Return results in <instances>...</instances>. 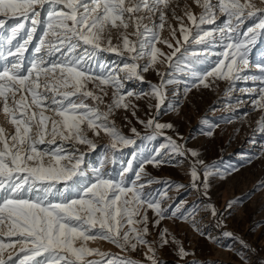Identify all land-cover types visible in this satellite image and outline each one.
Wrapping results in <instances>:
<instances>
[{
  "label": "snow or ice",
  "instance_id": "snow-or-ice-1",
  "mask_svg": "<svg viewBox=\"0 0 264 264\" xmlns=\"http://www.w3.org/2000/svg\"><path fill=\"white\" fill-rule=\"evenodd\" d=\"M195 2L202 9L199 17L191 11L186 12V15L197 28L215 22L217 11L225 19L224 27L220 29L221 39L226 42L224 51L220 53L223 59L200 82L203 84L208 77H217L225 80H259L264 83V62L255 65L259 75L241 74L251 67L248 59L250 46L264 35V7L258 6L254 0H217L215 4L212 0ZM259 4L264 5V0H259ZM168 5L169 0H0V60L4 61L0 65V108L15 129L13 134H9L0 126V264H7V261L14 259V254L9 252L6 261L4 253L6 249L16 248L17 245L19 248L15 255L18 264H102L103 258L111 254L86 244L98 238L122 250L130 247L134 251L138 245H149L145 239L148 234L147 213L140 219L135 218L140 217L145 205L161 219L164 218L165 209L159 201L148 199L143 194L144 184L133 182L132 187H127L123 173L119 181L103 178L98 173L94 183L85 185L77 198H71V188L78 186L73 178L79 179L84 175L80 169L83 156L62 154V147L41 150L38 145H55L59 137L95 148L96 145L88 139L82 127L84 125L97 135L103 130L111 138L113 149L118 145L134 143L106 123L113 105L108 106L107 112H102L98 106H89L85 100L91 98L102 102L101 96L86 88L88 82L98 81L96 86L102 92L104 89L101 85H111L115 89V107L127 108L128 105L122 103L124 95L121 89L125 87L123 80H143L138 65L125 63L106 76H94L85 70L84 65L97 50L117 52L119 55L134 53L131 56L133 61L144 56L146 42L139 40L144 34L140 31L144 18L137 14L142 10L159 11L162 29L165 20L163 9ZM130 20L135 23L137 41H130L124 31L119 34L122 49L114 46L112 29L127 30ZM247 20H252L253 24L241 32V25ZM41 24L44 25V31L35 47L37 56L31 61L30 67L25 69V53ZM150 31L144 26V32ZM186 31L181 25V32ZM211 36L212 32H204L203 35L197 33L194 42L202 43ZM155 39L158 41L159 37ZM183 39L187 42L189 35L185 34ZM82 46L87 47H83L82 54H78ZM168 46L172 47L171 44ZM179 51V47L175 48L172 56ZM149 54L151 61L144 67V71L155 64L158 55H163L154 44H151ZM172 56L167 59L170 61ZM10 57L13 59L10 60ZM121 72L125 74L123 78L119 75ZM153 89L154 94L160 98L159 89L156 86ZM259 92L257 104L264 101V87ZM126 95L132 96L133 93L128 91ZM46 112L54 115H46ZM147 123L151 126L153 121ZM259 123L264 130V119ZM165 127L171 125L155 124L156 129ZM148 138L154 139V136ZM168 139L173 151L183 154L179 146L171 138ZM192 155L196 156L197 153L193 151ZM45 157L49 158L47 165ZM61 161L68 163L62 166ZM148 162L159 163L155 160ZM131 169L129 163L124 173ZM143 171L141 168L136 173L137 180H140ZM196 176L197 172L193 168V180ZM70 181L73 183L69 184ZM61 182L65 191L56 187ZM148 183L153 181L149 180ZM127 193L132 194L131 199L122 200V196ZM56 196L61 199L54 203L51 198ZM177 212L172 215H177ZM212 214H216L214 208ZM136 224L143 227L137 228L134 226ZM166 234L165 229L161 233L162 244L168 242L164 238ZM4 236L16 237V240L5 243ZM78 241L81 242L79 246ZM148 251L152 255L147 258L152 264H157L154 249L150 245ZM92 255L101 259H86ZM179 255L184 257L188 253L181 247ZM107 264L138 262L113 257L107 260Z\"/></svg>",
  "mask_w": 264,
  "mask_h": 264
},
{
  "label": "rangeland",
  "instance_id": "rangeland-1",
  "mask_svg": "<svg viewBox=\"0 0 264 264\" xmlns=\"http://www.w3.org/2000/svg\"><path fill=\"white\" fill-rule=\"evenodd\" d=\"M216 2L217 0H212L213 4ZM254 2L264 7L259 4V0ZM163 10L165 20L162 29L159 11L142 10L137 14L144 18L140 28L144 34L139 37V40L146 42L144 56L133 61L131 56L134 53L119 55L117 52L97 50L84 65L85 70L94 76H106L125 63L138 65V72L143 80H123L125 87L121 89V94L124 95L122 103L127 104V108L115 107V89L111 85H101L104 89L102 92L96 86L98 81L88 82L86 88L101 96L102 102L91 98L85 100L89 106H98L102 112H107L108 106L113 105L106 123L114 126L121 135L132 139L134 143L118 145L113 149L111 138L103 130L97 135L84 125L82 127L85 128L88 139L96 145L95 148L59 137L55 145L46 143L38 147L41 150L62 147V154L83 156L80 169L84 175L79 179L73 178L78 186L71 188V198H77L85 185L94 183L98 173L103 178L117 181L123 173L127 187H132L133 182L144 184L143 194L148 199L159 201L165 209L164 218L161 219L145 205L140 217L135 218L140 219L147 213L148 234L145 239L154 249L157 264H264V130L259 123L264 119V107H261L264 101L256 103L260 98L259 89L264 87V83L251 79L225 80L208 77L202 84L201 79L223 59L220 53L224 51L226 42L221 39L220 29L224 27V17L217 11L215 22L205 23L197 28L186 15L188 11L197 17L201 14L202 9L195 0H169L168 7ZM43 19L42 12L41 20ZM252 24V20L245 21L241 25V32ZM181 25L186 32H181ZM144 26L151 31L144 32ZM136 30L135 23L131 20L127 30L112 29V44L122 49L119 34L124 31L130 41L136 42ZM43 31L44 25L41 24L25 53V69L30 67L31 61L37 56L35 47ZM204 32H212L213 36L202 43L194 42L197 33L203 35ZM185 34L189 35L187 42L183 39ZM157 36L158 41L155 39ZM151 44L163 55H158L155 64L144 71V67L151 61ZM83 47L87 46L78 49V54H82ZM177 47L180 51L172 56ZM169 56H172L170 61L167 59ZM248 59L251 67L241 74L259 75L255 65L264 62V35L250 46ZM3 63L0 60V65ZM119 75L123 78L125 74L121 72ZM204 84L208 86L205 87ZM153 86L159 89L162 103L154 94ZM249 89L253 91H248ZM128 91L133 95L127 96ZM46 115L54 114L46 112ZM149 120L153 121L151 126L147 123ZM157 123L171 127L156 129ZM0 126L9 134L15 131L2 108ZM151 136L154 139L148 138ZM168 138L179 146L183 154L173 151ZM193 151L197 153L196 156L192 155ZM150 160L159 163H149ZM44 161L47 165L49 158L45 157ZM67 163L68 161H61L62 166ZM129 163L132 169L124 173ZM141 168L144 171L140 180H137L136 173ZM193 168L197 172L195 180L192 177ZM206 172L210 174L205 175ZM149 180L153 183L149 184ZM56 187L65 191L63 182ZM131 195L127 193L122 196V200L131 199ZM51 199L55 203L61 198L56 196ZM213 208L215 215L212 214ZM173 212H177V215L173 216ZM134 226L143 227L140 224ZM165 229L167 234L164 238L168 242L162 244L161 233ZM3 239L5 243H11L16 237L4 236ZM80 243L78 241L77 246ZM86 244L90 248L111 254L103 258L102 264H107V260L113 257L132 259L138 264H152L147 258L152 255L148 251L149 245H138L133 251L130 247L122 250L99 238L89 240ZM181 247L188 255H179ZM18 248L19 245L5 250L6 261L9 252L14 254V259L7 261V264H18L15 255ZM86 259L101 258L92 255Z\"/></svg>",
  "mask_w": 264,
  "mask_h": 264
}]
</instances>
